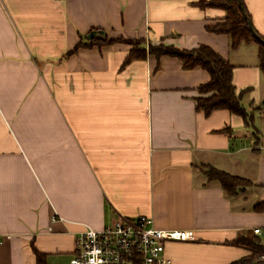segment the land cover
Segmentation results:
<instances>
[{
	"label": "crops",
	"instance_id": "crops-1",
	"mask_svg": "<svg viewBox=\"0 0 264 264\" xmlns=\"http://www.w3.org/2000/svg\"><path fill=\"white\" fill-rule=\"evenodd\" d=\"M243 1L264 37V0ZM199 2L0 0V264H35L34 250L68 264L76 233L120 215L192 231L191 241L164 244L169 264H229L250 254L234 243L246 232L264 243V213L254 210L264 202L257 46L232 49L206 28L225 11ZM93 36L210 46L233 64V85L248 89L253 126L226 109H196L204 69L151 55L124 66L133 46L121 40L72 51ZM206 164L252 184L229 197L207 182Z\"/></svg>",
	"mask_w": 264,
	"mask_h": 264
},
{
	"label": "trees",
	"instance_id": "trees-1",
	"mask_svg": "<svg viewBox=\"0 0 264 264\" xmlns=\"http://www.w3.org/2000/svg\"><path fill=\"white\" fill-rule=\"evenodd\" d=\"M243 12L247 13L251 21L244 1L241 0ZM201 7H219L225 11L224 21L216 23L214 26L206 28L213 33L226 34L229 38L230 47L236 49L242 43L255 44L257 46V56L259 59V70L264 73V43L252 32L247 18L244 17L238 0H200ZM256 31V30H255ZM257 33V31H256ZM258 34V33H257ZM259 35V34H258ZM259 37L263 38L261 35ZM88 42L80 41L73 47V52L86 44H111L114 41H124L130 43L133 47L124 59V66L132 59H141L147 55L154 56L158 60L161 56H170L179 59L182 69L188 70L195 67L204 69L209 73L207 82L199 85L197 88L199 96L195 97L196 109L203 114L208 115L214 110L226 109L231 114L240 115L244 119L246 127L253 126L255 115L253 110H247L242 101L247 90H238L232 83L233 64L225 58H222L210 46L202 44L195 48H180L175 45H150L142 46L140 40H123L122 38L108 39L106 36L92 37ZM255 134V133H254ZM256 135V134H255ZM200 171L207 177V182L216 181L220 188L229 197L236 196L237 193L244 190L245 187L252 184L247 178L233 175L223 169H217L209 164L201 165ZM256 212L264 213V202H258L254 206ZM235 244L242 245L250 250V254L238 258L229 264H264V243L255 235V233L246 232L237 237ZM36 253L35 264H49L45 253L34 250ZM263 257V258H262Z\"/></svg>",
	"mask_w": 264,
	"mask_h": 264
},
{
	"label": "built area",
	"instance_id": "built-area-1",
	"mask_svg": "<svg viewBox=\"0 0 264 264\" xmlns=\"http://www.w3.org/2000/svg\"><path fill=\"white\" fill-rule=\"evenodd\" d=\"M75 237L68 264H169L164 244L191 241L194 234L185 229H160L150 216L120 215L101 229L87 227Z\"/></svg>",
	"mask_w": 264,
	"mask_h": 264
},
{
	"label": "water",
	"instance_id": "water-1",
	"mask_svg": "<svg viewBox=\"0 0 264 264\" xmlns=\"http://www.w3.org/2000/svg\"><path fill=\"white\" fill-rule=\"evenodd\" d=\"M238 2H239V6H240V9H241V11H242L244 17L247 18V21H248L249 27L251 28L252 32H253V33L255 34V36L259 39L260 42L264 43V39L261 38V37H259V35L256 33L254 27L252 26V23H251L250 19L248 18L247 13L243 12V7H242V4H241V0H238ZM263 102H264V99H263Z\"/></svg>",
	"mask_w": 264,
	"mask_h": 264
},
{
	"label": "rangeland",
	"instance_id": "rangeland-1",
	"mask_svg": "<svg viewBox=\"0 0 264 264\" xmlns=\"http://www.w3.org/2000/svg\"><path fill=\"white\" fill-rule=\"evenodd\" d=\"M262 99H264V97H263ZM244 105L247 107L246 104H244ZM261 110H264V102H263V101L261 102ZM261 113H262V112H261ZM263 113H264V111H263ZM257 123L260 124V123H259V120L257 121ZM262 124H264V119H263V118H262ZM260 126H261V125H260Z\"/></svg>",
	"mask_w": 264,
	"mask_h": 264
}]
</instances>
